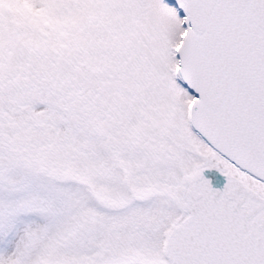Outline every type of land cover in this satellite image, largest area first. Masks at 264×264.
<instances>
[{
	"label": "snow or ice",
	"instance_id": "snow-or-ice-1",
	"mask_svg": "<svg viewBox=\"0 0 264 264\" xmlns=\"http://www.w3.org/2000/svg\"><path fill=\"white\" fill-rule=\"evenodd\" d=\"M0 264H264V0H0Z\"/></svg>",
	"mask_w": 264,
	"mask_h": 264
}]
</instances>
